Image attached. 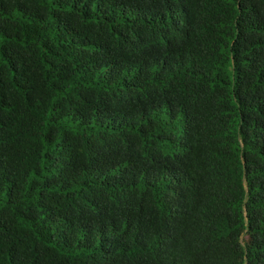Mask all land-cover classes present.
Returning <instances> with one entry per match:
<instances>
[{
	"label": "trees",
	"instance_id": "trees-1",
	"mask_svg": "<svg viewBox=\"0 0 264 264\" xmlns=\"http://www.w3.org/2000/svg\"><path fill=\"white\" fill-rule=\"evenodd\" d=\"M0 264H264V0H0Z\"/></svg>",
	"mask_w": 264,
	"mask_h": 264
}]
</instances>
